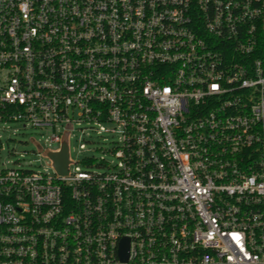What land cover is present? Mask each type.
<instances>
[{
  "label": "built area",
  "instance_id": "obj_1",
  "mask_svg": "<svg viewBox=\"0 0 264 264\" xmlns=\"http://www.w3.org/2000/svg\"><path fill=\"white\" fill-rule=\"evenodd\" d=\"M9 121L118 138L0 167V264H264V0H0Z\"/></svg>",
  "mask_w": 264,
  "mask_h": 264
},
{
  "label": "rangeland",
  "instance_id": "obj_2",
  "mask_svg": "<svg viewBox=\"0 0 264 264\" xmlns=\"http://www.w3.org/2000/svg\"><path fill=\"white\" fill-rule=\"evenodd\" d=\"M88 126L86 123H81L75 125L72 130L69 141L70 155L76 163L70 168L106 170L107 165L116 162L111 152L118 138L112 130L114 125L104 122L94 125V129L85 128ZM82 128H85L84 132ZM52 135V128L25 127L22 123L15 121L0 124V167H19L51 173L53 169L46 166L48 158L40 154L33 139L42 145L50 144L57 148L59 144L51 141ZM86 157H92V166H87L83 162Z\"/></svg>",
  "mask_w": 264,
  "mask_h": 264
},
{
  "label": "water",
  "instance_id": "obj_3",
  "mask_svg": "<svg viewBox=\"0 0 264 264\" xmlns=\"http://www.w3.org/2000/svg\"><path fill=\"white\" fill-rule=\"evenodd\" d=\"M69 133L70 132L67 131L64 134L60 148L55 149V150L47 149L43 152L44 155L49 157V159L51 160L52 166L55 169V171L63 175H66L69 173L68 168H69V164L72 161L71 155H70ZM33 141L35 142L38 149H41V146L38 144V142H36L35 140Z\"/></svg>",
  "mask_w": 264,
  "mask_h": 264
}]
</instances>
